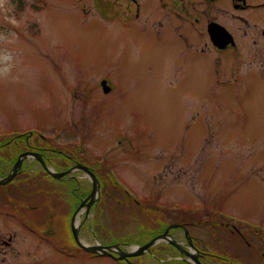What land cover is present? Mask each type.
Wrapping results in <instances>:
<instances>
[{"label":"rangeland","instance_id":"374dc122","mask_svg":"<svg viewBox=\"0 0 264 264\" xmlns=\"http://www.w3.org/2000/svg\"><path fill=\"white\" fill-rule=\"evenodd\" d=\"M119 3L0 0V177L21 150L46 147V165L64 172V155L83 163L77 153L85 148L82 160L101 159L140 201L130 200L106 172L98 174L96 204L108 205L103 223L88 220L82 227L88 242L143 243L159 225L150 229L135 204H177L200 209L188 214L195 220L188 227L203 241L198 246L216 255L206 257L207 264H264V40L258 27L223 9L206 15L205 26L187 32L189 50L195 42L204 49L198 61L169 26L160 33L154 22L140 28L119 12ZM164 9L162 20L177 12ZM210 19L226 22L242 39L240 58L210 47ZM180 51L181 58L173 56ZM32 129L65 150L48 149ZM30 158L22 161L24 171L0 184V264H121L80 251L66 234L69 207L57 206L86 194L85 170L76 171L73 193L72 171L57 179ZM44 229L65 241L40 245L36 234ZM148 249L142 263L188 264L164 239ZM70 250L77 252L70 256Z\"/></svg>","mask_w":264,"mask_h":264},{"label":"flooded vegetation","instance_id":"af4514ba","mask_svg":"<svg viewBox=\"0 0 264 264\" xmlns=\"http://www.w3.org/2000/svg\"><path fill=\"white\" fill-rule=\"evenodd\" d=\"M170 5L172 9L176 10L174 14H171L169 17H167L166 20H162L158 18L159 16L165 15L166 10L164 9L165 6ZM157 9V10H156ZM226 10L230 12L232 15L239 17L244 22H246L248 25H254L258 27L257 35L259 38H263L264 40V20L261 19V17H264V0H121V3H119V12L123 14L124 17L133 18L134 21L137 22L138 27L140 28H152L151 23H153V26L155 27L156 31L160 33L161 30L165 26H169L174 32H176L178 38L185 43L186 50H189L190 47L193 45L192 38L187 33L188 31H192L195 29V26L202 25L205 26L204 20L205 16L213 15L217 10ZM156 10V11H155ZM202 12V13H201ZM173 16H176L178 21L176 22L173 19ZM186 18L192 19L191 23L188 24L186 21ZM213 23H218L225 27L233 36L235 43H230L228 45H224V47L217 46L211 39V35L209 33V28ZM207 28V38L209 40L210 47L217 53H228L232 59L240 58L246 51L245 45L241 38L237 36L234 29L231 28L229 24L223 21H219L216 19H210V21L206 24ZM220 31H225L224 29L220 28ZM227 35V34H226ZM200 36H204V34H201ZM226 37V36H225ZM193 53L194 56L193 59H199L200 54H204V49L200 48L196 42L194 43V48L192 51L189 50L188 53ZM173 56H177L178 58H181L182 51L176 53ZM171 56V57H173ZM170 57V58H171ZM203 60V58H200L198 61ZM110 92V91H109ZM39 148V147H37ZM39 150L34 149H26L24 151H36L41 152L42 155H44L45 159L49 161V158L45 152L42 149H47L46 147H40ZM50 150H54V147L48 148ZM71 149V148H67ZM20 151L15 155V157L20 155V153L24 152ZM57 152H62L61 150H57ZM67 157L64 155L65 159L69 162L64 165V168L62 171L72 170V174H70L68 183L69 187L73 189V193H75V179L77 176L76 171L78 170L76 168V164L80 163L77 158H75L71 154H66ZM17 158L13 161L12 166L14 165ZM33 161H37L41 164V161H39L36 157ZM30 158V159H31ZM27 160V159H26ZM83 165L88 166L90 169H92L93 172H95L97 175L100 173H104V167L100 165L98 168L93 167L88 162L81 163ZM11 166V167H12ZM42 166V172L48 173L47 169ZM24 171V168H21L19 170V173ZM99 172V173H98ZM99 176V175H98ZM102 176V175H101ZM68 178V177H63ZM61 178V179H63ZM102 189V186H101ZM80 197L84 198L88 195ZM70 195L72 193L70 192ZM78 197L75 198V202L73 204H59V206L63 207H69L68 211V226L66 229V234L69 235L70 238H73L74 244L78 246L77 239H75L74 234L72 232V226L74 225V221L79 219V227L82 229L83 226L86 225L88 220H96L99 223H103L105 217H104V209H107L108 204H84L82 207L79 208L80 204L77 203ZM136 206H139L141 211L140 217L145 216V214L148 215L149 224L151 225L150 229L154 228L156 225H159L158 229L156 230H150L147 235V239H152L153 237L162 234L170 225L172 227L173 224H180L181 226H178L176 228H170L168 234L172 236L173 239H177L179 241H184L183 244L186 246L188 244L187 239L188 236H190V233H186L185 226L189 225L190 223H193L195 220L190 219L188 214L197 213L196 211H191L188 206H178V205H171V204H135ZM55 207V209L57 208ZM145 213V214H144ZM155 216V217H154ZM176 217L174 220L173 218ZM26 225V224H24ZM27 226V225H26ZM87 226V225H86ZM166 226V227H165ZM28 227V226H27ZM29 228V227H28ZM80 229V230H81ZM45 230V229H44ZM46 233L42 234H36L38 236V240L42 241L41 243L45 244H52L54 241H65L64 239L58 237V234L56 232H49L48 229H46ZM147 232V230H144ZM143 231V232H144ZM82 234V231L80 235ZM82 236V235H81ZM83 239L88 242L89 235L82 236ZM194 239H197L196 236H194ZM148 240V241H149ZM46 241V242H43ZM90 241V240H89ZM94 242H89L90 244H94ZM146 242L140 243L145 244ZM116 244L115 242L109 243L107 245ZM129 245V244H127ZM182 245L181 250L183 252L186 251V248ZM79 247V246H78ZM122 250H129V248L126 246V244L121 243ZM189 247V246H188ZM80 251L90 254L92 256H104L108 255L109 257L118 260L121 264H149L147 262L142 263L141 255L130 257L129 259H119V255L117 252H120V249H111V253L109 254H102V253H93L90 252L83 247L80 246ZM200 250V259H206L207 256L213 255L209 251H204L202 249ZM152 249L145 250L146 258L150 256ZM179 251V250H178ZM74 252V253H73ZM77 250H70L69 255L73 256ZM134 258V259H133ZM136 258V259H135ZM139 258V259H137ZM21 262L19 260L18 262L14 264H18Z\"/></svg>","mask_w":264,"mask_h":264},{"label":"water","instance_id":"95a60500","mask_svg":"<svg viewBox=\"0 0 264 264\" xmlns=\"http://www.w3.org/2000/svg\"><path fill=\"white\" fill-rule=\"evenodd\" d=\"M217 25V24H216ZM216 25H213L211 28H210V31L212 33V39L214 41V43L216 45H223L224 43V38H222L220 36V29L218 30L216 28ZM220 26V25H218ZM223 28V27H222ZM103 86H104V90L105 91H109L110 88L109 86H107V83L106 81H103L102 82ZM29 156H35L37 157L38 159L41 160V162H43L45 168H47L49 170V172L54 176V177H62L64 173H59V172H55V171H52L51 169L48 168V166L46 165L43 157L38 153V152H23L22 154H20L19 158L17 159L16 163L14 164L13 168L11 169L10 173L5 176V177H2L0 178V184H7L8 182H10L13 178H15V176L17 175L21 165H22V161L25 159V158H28ZM89 175H90V178L92 179L93 181V189H92V192L90 193V195L85 198L84 200H82L81 204H85L86 201L89 199V202L87 204H92L94 203V201L97 199L98 197V193H99V190H100V181L98 180L97 176L89 171ZM74 228V232H75V235H76V238L78 239L79 241V244L81 246H83L85 249L89 250V251H92V252H102L104 254L108 253L107 251L110 250L112 247L111 246H105V245H102V244H96L94 246H89V245H85L84 243L81 242L80 238H79V226L77 225H74L73 226ZM167 238L170 240V238H168L166 236V234H163L153 240H151L149 243L145 244V245H142V246H138V250H136L135 252H120L121 255H120V258L123 259V258H126V257H129V256H135V255H140L142 253L145 252L146 249L149 248L150 245H152L154 242L158 241L159 239L161 238ZM172 243L176 244L177 246H179L178 243L170 240ZM116 248H120L119 245H116ZM191 255V257L195 260V262L197 264H204L202 263L197 257L196 255L192 254V253H189Z\"/></svg>","mask_w":264,"mask_h":264},{"label":"trees","instance_id":"16d2710c","mask_svg":"<svg viewBox=\"0 0 264 264\" xmlns=\"http://www.w3.org/2000/svg\"><path fill=\"white\" fill-rule=\"evenodd\" d=\"M109 178L111 179V177L109 176ZM78 203H79V200H78Z\"/></svg>","mask_w":264,"mask_h":264}]
</instances>
